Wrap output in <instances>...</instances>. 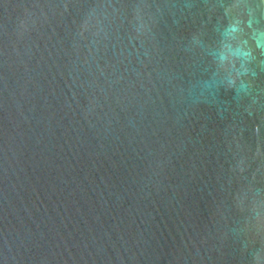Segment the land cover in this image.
<instances>
[{"label":"water","instance_id":"obj_1","mask_svg":"<svg viewBox=\"0 0 264 264\" xmlns=\"http://www.w3.org/2000/svg\"><path fill=\"white\" fill-rule=\"evenodd\" d=\"M256 4L0 0V264H264Z\"/></svg>","mask_w":264,"mask_h":264},{"label":"clouds","instance_id":"obj_2","mask_svg":"<svg viewBox=\"0 0 264 264\" xmlns=\"http://www.w3.org/2000/svg\"><path fill=\"white\" fill-rule=\"evenodd\" d=\"M257 12L264 15V0H257L255 7L245 5L240 12L235 14H233L231 9L225 10V16H231L232 19L225 28V36L228 42L223 45L221 61H229V70H234L232 65L233 58H243L247 61L256 50L264 53V29L253 27L254 22H256ZM242 24L243 28L241 27ZM245 28L248 29L247 33L244 31ZM232 41L236 42L235 46H233ZM246 75H248V71L241 65V69L236 71L235 77L228 80V86L234 90L238 88L240 92L247 94L250 83L240 79L241 76Z\"/></svg>","mask_w":264,"mask_h":264}]
</instances>
